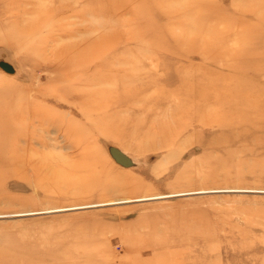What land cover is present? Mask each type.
<instances>
[{"label":"rangeland","instance_id":"374dc122","mask_svg":"<svg viewBox=\"0 0 264 264\" xmlns=\"http://www.w3.org/2000/svg\"><path fill=\"white\" fill-rule=\"evenodd\" d=\"M0 264H264V0H0Z\"/></svg>","mask_w":264,"mask_h":264},{"label":"bare ground","instance_id":"6f19581e","mask_svg":"<svg viewBox=\"0 0 264 264\" xmlns=\"http://www.w3.org/2000/svg\"><path fill=\"white\" fill-rule=\"evenodd\" d=\"M221 81L224 82V79H222ZM214 94H215V98L208 99V100H214L215 103H218L221 106H223V109L221 110V115H223L222 121H218L215 125H218V126L224 125L223 122L225 120H227L229 118H232L231 116H236L237 115L236 112H233L231 110V108H230V104H231L230 100L232 98H236V91L234 93H228V94H226L224 92L223 93L222 92L219 93V90H216L214 92ZM237 94H238V97H239L240 96V89H238V93ZM199 102H201V101H199ZM198 105H199L198 109H201V110L205 106V104L204 105L198 104ZM208 105L211 106V104H208ZM200 106H201V108H200ZM201 110H198L199 111V113H198V120H199V122L202 123V126H206V127L213 126V124H212L213 119L205 120L206 118H204L202 116ZM36 116L39 118V119H37L38 120L39 127L45 128L46 126L53 125L51 119H48L47 117H46V119L45 118H42V116H40V115H36ZM30 126L31 127H34L33 122L30 124ZM56 127H60V125L57 123L56 124ZM46 130L48 131V129H46ZM32 131L33 130L31 129L30 139H28V137H22L23 131L18 130V129L16 130L17 137L15 138V144H16V147L17 148L19 146L20 140H23V142H24L22 145H20V146H22L21 149L28 150V149H30L32 147L31 142H32V139L34 138V135H33V132ZM29 132H30V130H29Z\"/></svg>","mask_w":264,"mask_h":264},{"label":"water","instance_id":"95a60500","mask_svg":"<svg viewBox=\"0 0 264 264\" xmlns=\"http://www.w3.org/2000/svg\"><path fill=\"white\" fill-rule=\"evenodd\" d=\"M111 154L114 157V159L116 160V162H118L119 164H121L122 166H125V167L129 166V164H130L129 160L122 153H120L118 150L112 149Z\"/></svg>","mask_w":264,"mask_h":264}]
</instances>
